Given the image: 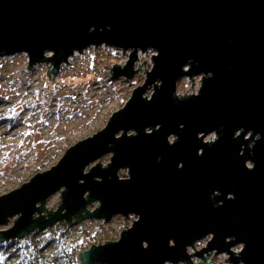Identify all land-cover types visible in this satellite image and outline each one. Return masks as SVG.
<instances>
[{
	"label": "water",
	"instance_id": "water-1",
	"mask_svg": "<svg viewBox=\"0 0 264 264\" xmlns=\"http://www.w3.org/2000/svg\"><path fill=\"white\" fill-rule=\"evenodd\" d=\"M92 46L130 52L108 79L132 78L139 52L154 53L151 68L102 130L0 195V225L18 216L0 242L57 223L133 214L117 241L91 244L77 261L195 264L214 252L228 254L227 264H264V0H0V57L25 53L27 70L52 63L51 83L49 74ZM197 76L198 91L179 96V80ZM213 131L220 138L205 141ZM106 154V167L98 161L85 172ZM59 191L58 208L47 211ZM240 242L244 251H233Z\"/></svg>",
	"mask_w": 264,
	"mask_h": 264
},
{
	"label": "rangeland",
	"instance_id": "rangeland-1",
	"mask_svg": "<svg viewBox=\"0 0 264 264\" xmlns=\"http://www.w3.org/2000/svg\"><path fill=\"white\" fill-rule=\"evenodd\" d=\"M129 53L122 54V51L105 46L76 52L68 61L70 64H62L56 75L49 74L53 83L47 78V70L52 69L50 62L39 63L27 70L25 53L0 57V195L19 188L37 172L50 169L70 146L106 126L112 113L122 108L132 90L144 82V67L146 71L151 68L154 53L139 52L134 69L139 65L140 69L132 78L108 79L112 75L109 67L118 64L122 68ZM200 85L199 76L182 78L177 84V94H194ZM152 92L150 88L144 96L150 97ZM210 140H213L212 134L205 138V141ZM111 156L103 155L85 172L98 161L106 167ZM118 174L125 178L128 171L120 170ZM59 196L60 191L51 195L44 208L49 211L57 202L51 209L55 211L61 200ZM98 206L99 203L94 202L87 209L91 211ZM17 217L1 224L0 230L12 227ZM131 218L137 220L136 215L130 214L126 219L114 215L107 221L91 218L78 223H57L24 238L0 242V264H81L76 257L70 261L72 252L85 251L91 244L99 245V242L117 241L120 232L132 225ZM209 239L207 236L197 241L194 249L198 251L205 247ZM194 249L190 248L189 253H194ZM232 250L237 252L235 247ZM213 254L207 255L209 263L200 262L196 257L192 260L195 264L228 263L224 261L228 254Z\"/></svg>",
	"mask_w": 264,
	"mask_h": 264
},
{
	"label": "clouds",
	"instance_id": "clouds-1",
	"mask_svg": "<svg viewBox=\"0 0 264 264\" xmlns=\"http://www.w3.org/2000/svg\"><path fill=\"white\" fill-rule=\"evenodd\" d=\"M208 78H211V74L208 75ZM241 131H244V129L237 130V131L235 132L236 135L233 137V139H236V136H238V135L240 134ZM247 135H248V136H252V135H253V132H252V131H248V132H247ZM219 138H220V137H217L216 132L213 131V133H212V139H213V140H216V139H219ZM260 140H261V136H260V134L257 133V134L255 135V139H253V140L251 141V143H250L249 145H247V149H248L250 155L252 154V150L254 149L256 143H257L258 141H260ZM241 146L243 147L244 145L242 144ZM180 166H183V165L181 164ZM245 168H246L248 171H254V169H255V164H254L251 160H246V161H245ZM227 199L230 200V201H231V200H234V199H235V196H234L233 194H229V195L227 196ZM229 239H235V238H234V237H229ZM145 246H146V245H145ZM245 247H246V245H245L243 242H240V243L236 244V246H235V250H236L237 252L244 251ZM240 264H244L243 260H240Z\"/></svg>",
	"mask_w": 264,
	"mask_h": 264
},
{
	"label": "trees",
	"instance_id": "trees-1",
	"mask_svg": "<svg viewBox=\"0 0 264 264\" xmlns=\"http://www.w3.org/2000/svg\"><path fill=\"white\" fill-rule=\"evenodd\" d=\"M79 252H82V251L72 252L70 254V261H73L74 257H76V254L79 253Z\"/></svg>",
	"mask_w": 264,
	"mask_h": 264
},
{
	"label": "bare ground",
	"instance_id": "bare-ground-1",
	"mask_svg": "<svg viewBox=\"0 0 264 264\" xmlns=\"http://www.w3.org/2000/svg\"><path fill=\"white\" fill-rule=\"evenodd\" d=\"M73 56H75V54H74ZM73 56H72V57H73ZM70 59H71V58H70ZM70 59H69V60H70Z\"/></svg>",
	"mask_w": 264,
	"mask_h": 264
}]
</instances>
